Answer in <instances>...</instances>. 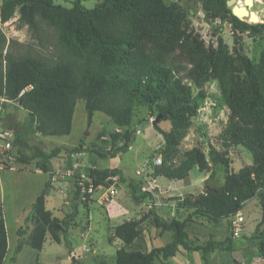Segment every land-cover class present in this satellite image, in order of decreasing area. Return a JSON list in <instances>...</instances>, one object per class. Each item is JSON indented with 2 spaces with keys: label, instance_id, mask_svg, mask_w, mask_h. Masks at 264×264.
<instances>
[{
  "label": "trees",
  "instance_id": "16d2710c",
  "mask_svg": "<svg viewBox=\"0 0 264 264\" xmlns=\"http://www.w3.org/2000/svg\"><path fill=\"white\" fill-rule=\"evenodd\" d=\"M204 20L210 25L205 38L185 20V10L178 3L164 0H102L94 8H86L82 0H74L72 7L53 0H0V22H6L19 11V20L35 30L40 22L57 33V56L40 54L14 55L4 52L6 36L0 27V65L5 59L6 70L0 72V100L16 102L28 113V123L19 125L8 116L5 121L15 132V154L24 161L38 158L37 165L50 172V158L59 149L47 153L38 146H30L29 133L42 136L67 135L71 132L76 102L83 98L89 123L95 111L105 112L113 122L124 128L131 125L134 106L148 107V117L163 136L157 149L163 155V165L156 166L155 176L168 180H186L195 166L209 178L218 166L224 172L222 186L206 184L197 195L186 193L171 196L179 205L194 213L209 216L214 222L228 220L231 233L224 237L211 233L203 242L192 238L188 218L170 220L154 214L153 221L163 231L172 232V240L149 251L120 247L116 264H157L165 260L187 256L180 264H192V253L201 251L204 264H212L217 251L246 252V264L252 255L264 257V46L258 63L244 51L246 39L264 33V20L254 23L250 17L241 18L227 5L228 0H201ZM264 2V0H262ZM226 22L238 49L231 53L226 47L221 28ZM158 39L161 46L146 51L142 43ZM177 41L192 59L182 61L173 56L170 43ZM211 80H218L223 100L229 109L228 120L219 146L210 145L208 154L200 147L183 150L181 145L193 129V119L199 105L193 96L194 86L200 94ZM170 120L166 130L160 123ZM120 132L102 130L97 139L103 144L120 139ZM117 152L129 149L131 134ZM245 147L252 163L239 170L232 168L230 150ZM32 149L33 154H26ZM106 157L105 153H99ZM119 174L117 167L92 166L87 178L75 175V199L83 194L90 198L94 189L112 182ZM48 183L46 184L47 187ZM137 201L151 196L135 193ZM46 187L32 204L26 221L31 229L17 228V243L11 257L16 262L25 245L40 252L50 237L61 243L78 212V203L62 219L53 215L46 205ZM257 198L263 217L252 236L232 237L231 215L241 212L245 204ZM142 219H129L114 226L112 238L125 245L132 244L141 234ZM9 241L4 207L0 199V264H5Z\"/></svg>",
  "mask_w": 264,
  "mask_h": 264
},
{
  "label": "rangeland",
  "instance_id": "374dc122",
  "mask_svg": "<svg viewBox=\"0 0 264 264\" xmlns=\"http://www.w3.org/2000/svg\"><path fill=\"white\" fill-rule=\"evenodd\" d=\"M53 1L67 7H72L74 2V0ZM101 1L82 0V4L86 8H94ZM164 2L166 4L178 3L185 10V20L205 38H209L210 25L204 20L201 0H164ZM236 11L238 12L237 9ZM250 18L256 20L255 17ZM0 27L6 36L5 53L40 54L48 57L58 55L57 33L42 21L40 29L35 30L19 20V11H17L10 20L0 22ZM221 34L229 52H235L238 46L234 44L226 22L222 25ZM169 45L174 49L175 58L185 62L192 59L190 52L183 50L177 41ZM159 46L161 43L155 38L147 39L142 43V48L146 51ZM263 46L264 33L246 39L244 51L254 63H258ZM6 63L4 59L0 65V72L3 74L6 70ZM193 96L198 102L199 113L193 119V129L183 141L181 149L200 147L208 154L210 145L219 146L221 134L228 120L229 109L223 100L218 80L207 82L202 95L194 86ZM8 116H11L12 121L21 126L26 125L29 119L23 107L3 98L0 100V121L5 122V127L8 126V122L5 121ZM160 126L170 130L172 124L170 120H165L160 123ZM102 130L108 133L120 132L122 135L118 141L103 144L97 139ZM126 133L132 136L129 149L124 153H112L124 144L126 138L123 134ZM27 141L30 146H38L47 153L56 148L59 152L48 161L51 167L50 172L41 171L37 165L38 158H31L26 162L21 159L20 154L17 155L15 162L6 168H0V199L4 207L8 241L11 246L14 239L16 241L13 244L14 247L17 243L19 226H23L27 234L30 232L31 225L26 221V216L47 183L46 205L54 216L62 219L72 212L75 202L78 203V212L67 233L62 235L61 243L48 237L40 252L30 245H25L22 255H19L20 258L16 262L11 260L14 251L8 252L5 264H116V251L120 247L149 251L172 240L171 231H163L154 223L155 213L166 220L188 218L187 228L190 236L199 242L207 240L211 233L218 234L219 237L231 233L228 220L216 223L209 216L194 213L192 209L180 206L178 199H170L171 196L186 193L197 195L206 184L222 186L225 181L224 172L218 166L208 178L196 167L186 180L170 181L162 176L156 177L155 159L162 155L157 149L164 140L162 134L155 129L153 118L148 117V107L144 104L134 106V116L130 126L119 128L103 111H95L92 122L89 123L85 100L79 98L76 102L72 129L69 134L42 136L38 133H29ZM25 152L28 155L33 154L32 149H26ZM99 153H105L106 157H102ZM230 156L234 170H239L244 165L252 163L251 153L242 146L232 148ZM95 164L100 168L117 167L119 174L110 177L112 182L104 185L105 191H101V187H96L90 198H86L81 193L78 199H75L76 178L74 173L81 174L86 179ZM69 171L71 173H68ZM131 181L134 182L136 194L142 196L145 192H149L151 196L142 198L140 201L134 199V188L130 185ZM154 183L156 185H152ZM110 188L114 190L111 192ZM241 213L245 217L244 234L250 237L255 233L263 217L259 200L257 198L249 200ZM133 218L142 219V232L132 244L125 245L119 239H111L115 225ZM186 257L168 260L158 258L157 264H180ZM248 257L245 251L217 250L212 254V264H246ZM258 257L255 254L252 255L250 264H264L263 261L256 260ZM192 264H204L201 251L193 253Z\"/></svg>",
  "mask_w": 264,
  "mask_h": 264
},
{
  "label": "built area",
  "instance_id": "2783aa9c",
  "mask_svg": "<svg viewBox=\"0 0 264 264\" xmlns=\"http://www.w3.org/2000/svg\"><path fill=\"white\" fill-rule=\"evenodd\" d=\"M14 140H15V132L13 129L0 128V168L2 167L6 168L9 164L16 161L17 155L15 154ZM162 164H163V157L162 155H159V157L155 159V165L161 166ZM68 173H71V172L69 171ZM139 174H141V172ZM152 185H156V184L154 183ZM98 187L102 188L101 191L106 190L104 185H100ZM110 189H111L110 190L111 192L112 190H114L112 188ZM99 202H102V201L99 200ZM244 222H245V217L241 212L231 215L232 237L233 238H240L243 236ZM256 260L263 261L264 263V257L259 256Z\"/></svg>",
  "mask_w": 264,
  "mask_h": 264
},
{
  "label": "bare ground",
  "instance_id": "6f19581e",
  "mask_svg": "<svg viewBox=\"0 0 264 264\" xmlns=\"http://www.w3.org/2000/svg\"><path fill=\"white\" fill-rule=\"evenodd\" d=\"M230 4L238 10V13H241L240 16H244L242 14L245 13L246 17L252 18L258 14L256 9L262 11L264 8V6L257 7L254 0H231Z\"/></svg>",
  "mask_w": 264,
  "mask_h": 264
},
{
  "label": "water",
  "instance_id": "95a60500",
  "mask_svg": "<svg viewBox=\"0 0 264 264\" xmlns=\"http://www.w3.org/2000/svg\"><path fill=\"white\" fill-rule=\"evenodd\" d=\"M230 2H231V0H228V1H227V5H228V7H229L230 9L233 10V13H234L235 15H237V16H239V17H241V18H248V17L245 16V13L242 14V15H244V16H240L239 14H241V13H238V12L236 11V8H234V7L231 6ZM255 4H256L257 7H260V6L263 7V6H264V2H263L262 0H261V1H255ZM256 11L258 12V14L255 16V19H256V20H254V23H255L256 21H258V20H264V8H263L262 11H260L259 9H256Z\"/></svg>",
  "mask_w": 264,
  "mask_h": 264
},
{
  "label": "crops",
  "instance_id": "0c3cea01",
  "mask_svg": "<svg viewBox=\"0 0 264 264\" xmlns=\"http://www.w3.org/2000/svg\"><path fill=\"white\" fill-rule=\"evenodd\" d=\"M5 127V122L4 123H2L1 121H0V128H4ZM197 166H195L194 168H196ZM170 181H173V180H170ZM170 188L172 187L171 185H168ZM171 190V189H170ZM215 234V233H214ZM216 235H218V234H216ZM15 239H14V242H13V244H15ZM12 244V246H11V244L9 243V252H12V251H14V245ZM22 252H23V250H22ZM22 252H21V254H20V256L22 255ZM20 256H19V258H20ZM192 256H193V253H192Z\"/></svg>",
  "mask_w": 264,
  "mask_h": 264
}]
</instances>
